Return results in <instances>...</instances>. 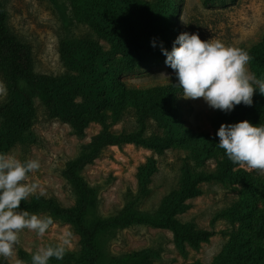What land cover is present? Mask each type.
Here are the masks:
<instances>
[{
	"label": "trees",
	"instance_id": "1",
	"mask_svg": "<svg viewBox=\"0 0 264 264\" xmlns=\"http://www.w3.org/2000/svg\"><path fill=\"white\" fill-rule=\"evenodd\" d=\"M215 1L205 0L206 4ZM69 13L70 34L63 40V74L40 73L35 70L32 48L10 27L8 11L0 0V70L5 77L6 95L0 101V153L19 146L21 159H28L33 144L38 142L34 130L38 98L47 114L68 123L72 133L86 135L92 121L102 128L82 143L77 154L68 159L61 170L70 186L74 204L64 205L55 196L36 194L21 201V208L70 223L79 234V246L67 249L62 259L52 257L48 264H155L151 249L113 253L109 243L118 233L132 225L166 228L173 233L178 247L198 248L215 231L198 228L182 214L190 208L189 200L201 195L202 185L209 182L241 183L254 188V176L241 164H233L223 152L214 168L200 165L204 157L213 156V136L186 121L182 90L170 82L150 86L130 85L118 76L165 63L160 42L171 50L173 41L182 33L176 12L178 0H64ZM67 13V14H68ZM157 44L152 46L151 41ZM248 51L252 72L264 79V33ZM134 112L137 128L112 130V125L125 114ZM152 119L164 124L155 130ZM249 120L264 123V94L254 91L253 103L236 105L231 112L216 109L212 123ZM172 142H180L188 150L180 167L178 186L168 191L155 209L141 208L150 193L152 175L158 160L150 157L138 167L135 189H128L124 204L110 213L99 209V188L89 182L85 168L106 154L111 146L126 143L144 145L162 154ZM195 159L193 165L190 159ZM200 165V167H198ZM257 232L264 235V217L257 220ZM25 260L31 255L20 251ZM0 264H11L5 257ZM199 264V263H191ZM213 264H264V256L250 246L249 237L240 235L226 244Z\"/></svg>",
	"mask_w": 264,
	"mask_h": 264
},
{
	"label": "rangeland",
	"instance_id": "2",
	"mask_svg": "<svg viewBox=\"0 0 264 264\" xmlns=\"http://www.w3.org/2000/svg\"><path fill=\"white\" fill-rule=\"evenodd\" d=\"M63 1L1 0L8 11L10 27L32 48L35 70L40 73L59 75L67 71L61 51L63 40L69 36L73 27L69 25V13ZM178 2L182 6L175 16L182 32L198 33L202 40L218 39L227 45L240 47L243 43L253 44L264 33V0H225L210 4H206L205 0ZM248 68L252 71L249 62ZM118 76L128 84L137 86L170 82L176 78L174 71L165 63L134 72H121ZM5 95V77L0 70V101ZM182 102L188 113L185 115L187 123L209 131L213 136L212 149L215 154L204 157L200 165L214 168L218 157L224 152L218 146V128L212 123L216 109L210 108L202 97L183 98ZM35 105L37 117L34 130L39 138L32 145L28 158L38 159L40 168L26 176L27 183H36L38 186L36 192L29 196H55L64 205H72L75 199L61 170L66 161L77 154L81 144L89 142L101 130L102 123L92 121L86 128V135L79 137L72 133L68 123L50 117L38 98L35 99ZM152 123L155 130H165L164 124L157 119H152ZM136 128L134 112L125 114L112 125L114 131ZM7 153L22 160L19 146L11 148ZM187 153L188 150L180 142H172L162 154L134 143H126L121 147L114 145L106 154L89 164L84 174L91 184L98 186L99 209L106 214L124 204L127 190L137 186L138 167L150 157H155L158 169L152 175L149 195L141 202V208L155 209L163 196L178 186L180 167ZM190 161L196 164L195 159ZM241 166L254 176L252 190L241 183L209 182L202 185L204 192L201 195L189 200L190 208L182 214V218L191 220L198 228L215 231L198 248L186 245L184 250L181 249L169 229L132 225L122 229L110 241V250L122 253L151 249L155 264H213L226 244L243 235L248 236L250 246L264 256V235L257 232V220L264 217V171L249 168L246 164ZM65 234H70L66 248H78L80 236L68 222L54 219V223L42 236H38L34 230L23 229L13 253L5 258L11 264H31V261L21 256V250L32 256L38 247L58 243Z\"/></svg>",
	"mask_w": 264,
	"mask_h": 264
},
{
	"label": "clouds",
	"instance_id": "3",
	"mask_svg": "<svg viewBox=\"0 0 264 264\" xmlns=\"http://www.w3.org/2000/svg\"><path fill=\"white\" fill-rule=\"evenodd\" d=\"M155 47V38L151 41ZM162 54L177 78L183 98H203L210 108L231 112L236 105L253 103L254 91L264 94V79L249 70L248 51L227 45L218 39L202 40L198 33H180L171 50L160 42ZM218 146L224 149L233 164H246L264 171V123L249 120L222 123L216 132ZM40 168L38 159L20 160L9 153H0V256H10L19 243L21 230H34L42 236L54 223L49 215H40L21 208V201L37 190L36 183H27L26 176ZM69 235L55 244L38 247L31 264H48L50 258L62 259Z\"/></svg>",
	"mask_w": 264,
	"mask_h": 264
}]
</instances>
